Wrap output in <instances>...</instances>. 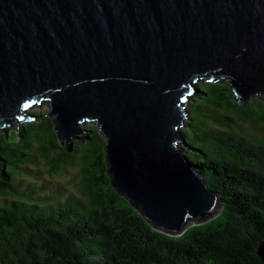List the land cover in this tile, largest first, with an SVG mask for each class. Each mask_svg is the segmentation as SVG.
<instances>
[{
  "label": "water",
  "instance_id": "95a60500",
  "mask_svg": "<svg viewBox=\"0 0 264 264\" xmlns=\"http://www.w3.org/2000/svg\"><path fill=\"white\" fill-rule=\"evenodd\" d=\"M202 78L264 98V0H0V129L47 101L71 150L93 122L112 186L172 236L223 206L182 133Z\"/></svg>",
  "mask_w": 264,
  "mask_h": 264
},
{
  "label": "trees",
  "instance_id": "16d2710c",
  "mask_svg": "<svg viewBox=\"0 0 264 264\" xmlns=\"http://www.w3.org/2000/svg\"><path fill=\"white\" fill-rule=\"evenodd\" d=\"M202 79L182 133L223 202L215 217L175 236L155 230L112 186L98 127L84 125L68 150L34 109L18 131L0 129V264H264V98L241 104L227 80ZM36 164L44 177L26 181Z\"/></svg>",
  "mask_w": 264,
  "mask_h": 264
},
{
  "label": "rangeland",
  "instance_id": "374dc122",
  "mask_svg": "<svg viewBox=\"0 0 264 264\" xmlns=\"http://www.w3.org/2000/svg\"><path fill=\"white\" fill-rule=\"evenodd\" d=\"M201 81V80H200ZM222 81H223V79H222ZM192 97V96H191ZM34 109H41V110H46L47 112L49 111V105H48V102L47 101H42V102H40V103H35V104H33L32 106H30L29 108H28V112L29 111H31V110H34ZM186 121V118L184 119V122ZM23 123H25V121H23V122H21V123H19V124H14V125H11V126H7L8 128H10V129H13V130H15V131H18V128L19 127H21V125L23 124ZM88 123H92V124H94L93 122H88ZM88 123H86V124H88ZM85 124V125H86ZM184 126L183 127H185V123L183 124ZM85 127V126H84ZM6 127H4V128H2L1 130H3V129H5ZM25 165H27V164H25ZM45 168V166L43 165V164H36V165H32V167L31 168H29V169H31V171H28V173H27V175H26V177H25V180L26 181H29V180H33L35 183H40L41 182V179L44 177V172H43V169ZM42 170V174H38V172L37 171H41ZM76 172H77V169H73V170H69V171H67L64 175H63V177L62 178H60V179H58V178H56V177H52V178H50L52 181H55V180H61V181H63V180H66L67 178H70V177H72V176H74V175H76ZM50 187H49V184H46V189H49ZM70 189H71V186L69 187ZM50 190V189H49ZM43 192H45V191H43ZM192 224H190V225H188V227L189 226H191Z\"/></svg>",
  "mask_w": 264,
  "mask_h": 264
}]
</instances>
